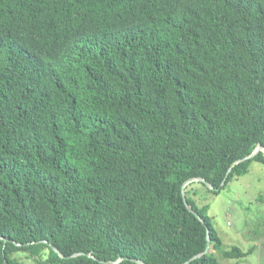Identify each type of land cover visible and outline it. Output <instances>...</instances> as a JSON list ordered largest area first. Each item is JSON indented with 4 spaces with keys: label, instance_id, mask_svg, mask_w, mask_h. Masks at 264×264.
I'll return each instance as SVG.
<instances>
[{
    "label": "trees",
    "instance_id": "obj_1",
    "mask_svg": "<svg viewBox=\"0 0 264 264\" xmlns=\"http://www.w3.org/2000/svg\"><path fill=\"white\" fill-rule=\"evenodd\" d=\"M259 144L264 0H0V264L241 257L209 199Z\"/></svg>",
    "mask_w": 264,
    "mask_h": 264
},
{
    "label": "rangeland",
    "instance_id": "obj_2",
    "mask_svg": "<svg viewBox=\"0 0 264 264\" xmlns=\"http://www.w3.org/2000/svg\"><path fill=\"white\" fill-rule=\"evenodd\" d=\"M208 213L222 249L238 246L248 251L238 258H226L219 251L216 256L221 264H264V163L252 160L246 173L231 179L209 199ZM25 261L36 264L30 258Z\"/></svg>",
    "mask_w": 264,
    "mask_h": 264
},
{
    "label": "water",
    "instance_id": "obj_3",
    "mask_svg": "<svg viewBox=\"0 0 264 264\" xmlns=\"http://www.w3.org/2000/svg\"><path fill=\"white\" fill-rule=\"evenodd\" d=\"M259 150H262L263 152H264V147L262 146V145H258L256 148H255V150L250 154V155H248V156H245V157H243V158H241V159H238L237 161H235L233 164H236V163H238V162H241V161H243V160H245V159H249V158H251L252 156H254ZM229 170H230V168H229ZM229 170H228V172H229ZM227 172V173H228ZM190 181H201V182H203V183H205L209 188H213L212 187V185L209 183V182H207L206 180H204L203 178H201V177H195V178H193V179H191V180H189L188 182H190ZM188 182H186L185 184H187ZM224 182H225V179L222 181V183H221V186L224 184ZM183 196H184V194H183ZM185 199V198H184ZM192 212H194L193 210H192ZM194 214L201 220V221H203L200 217H199V215L196 213V212H194ZM207 240L209 241V235L207 236ZM52 247V249L58 254V255H60V256H62L61 255V253H60V251L55 247V246H51ZM208 249V246H207V248H206V250ZM78 254H80V253H74V254H72V255H69L68 257H71V256H76V255H78ZM200 254H198V255H195L193 258H195L196 256H199ZM122 260V257H119L117 260H116V263H119L120 261ZM132 261H134V262H136L137 264H145L144 262H142L141 260H138V259H131ZM115 262H106V264H116Z\"/></svg>",
    "mask_w": 264,
    "mask_h": 264
}]
</instances>
